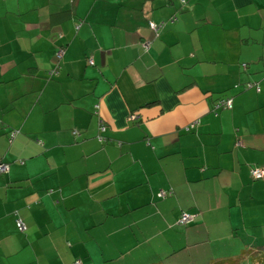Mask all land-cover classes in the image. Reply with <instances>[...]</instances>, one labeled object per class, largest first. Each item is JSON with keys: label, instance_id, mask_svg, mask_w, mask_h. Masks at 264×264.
<instances>
[{"label": "crops", "instance_id": "obj_1", "mask_svg": "<svg viewBox=\"0 0 264 264\" xmlns=\"http://www.w3.org/2000/svg\"><path fill=\"white\" fill-rule=\"evenodd\" d=\"M0 160V264H203L256 238L264 0H0Z\"/></svg>", "mask_w": 264, "mask_h": 264}, {"label": "trees", "instance_id": "obj_2", "mask_svg": "<svg viewBox=\"0 0 264 264\" xmlns=\"http://www.w3.org/2000/svg\"><path fill=\"white\" fill-rule=\"evenodd\" d=\"M179 2L183 5V6H188V0H179ZM175 19V17H171V21H173ZM150 23V26H151V23L152 22H149ZM163 25V22H161L160 24H156L155 23V28H152L156 30V33L158 32L159 28ZM147 44V45H145ZM149 45V42L145 41L143 43V46L147 49ZM56 56L57 58L59 59L60 56L57 55L56 53ZM89 64H93V60H89L88 61ZM243 67L246 66V63H242L241 64ZM55 70H51L49 71V74L52 75L53 73H57V72H54ZM247 86L248 87H252L253 86V83H247ZM259 89V87H258ZM227 100H230L232 101L231 98H226V97H219L217 98L215 104H214V109L213 111H216L217 109L219 108H231V107H227L226 105H224L223 103H225ZM232 103V102H231ZM129 117L133 118V120H135L137 117H136V114L134 113H131L129 114ZM196 123V122H195ZM193 123L191 125H189L186 130H189L191 127L195 126L196 124ZM103 128V129H102ZM107 126L105 125V123L103 122V120H99V135H98V139L103 141L105 138L104 136L102 135L103 132L106 130ZM16 133V130H10V133H9V137L12 138L14 136V134ZM240 142H236V144H239ZM3 164H6L8 166V164L5 162V161H2L0 160V165H3ZM254 168H260L262 171H263V175L262 177L260 178H254L253 175L251 174V169H254ZM8 170V169H7ZM6 170V171H7ZM5 171V172H6ZM250 175L254 178V179H261L264 177V169L261 167V166H256L253 165L250 167ZM1 174V172H0ZM164 195H160V197H162ZM190 213V212H188ZM182 214V213H181ZM181 216V215H180ZM179 221V219H178ZM181 224V223H179ZM260 227V226H259ZM257 231L259 232L258 235H255L256 238H249L248 240L246 239H242V241L246 244H240L241 246H239L237 249L235 248L234 250H232L231 252H238L237 254L235 253H230V252H223L222 253H219L220 255L218 256H212L210 257L206 262H204L203 264H245L246 261L248 260L249 261V264H262L263 261H264V233L261 232V230L259 228H257ZM261 241L263 243H261ZM243 242H239V243H243ZM217 253V252H216ZM79 260V259H76L73 261L72 264H75V262ZM80 261V260H79ZM164 261V258H161L160 261H157V262H153L151 264H163Z\"/></svg>", "mask_w": 264, "mask_h": 264}, {"label": "built area", "instance_id": "obj_3", "mask_svg": "<svg viewBox=\"0 0 264 264\" xmlns=\"http://www.w3.org/2000/svg\"><path fill=\"white\" fill-rule=\"evenodd\" d=\"M151 26L153 28H155V24L151 23ZM145 45H147V44H145ZM60 54H61V51H59L57 55L60 56ZM223 104L226 105L227 107H231L232 106V103H231L230 100H227ZM7 169H8V166L6 164L0 165V172L1 171H6ZM251 174L253 175L254 178H260L263 175V171L260 168H254V169H251ZM193 220H194V214L188 213V212H183L181 214L180 218H179L178 223L186 224V223H189V222H191ZM19 225L21 226V228L24 227L21 221H19ZM79 263H80L79 260H77L75 262V264H79Z\"/></svg>", "mask_w": 264, "mask_h": 264}, {"label": "rangeland", "instance_id": "obj_4", "mask_svg": "<svg viewBox=\"0 0 264 264\" xmlns=\"http://www.w3.org/2000/svg\"><path fill=\"white\" fill-rule=\"evenodd\" d=\"M254 88H256V87H254ZM3 173H5V171H1V174H3ZM244 236H246V234H244ZM261 243H263V242L261 241ZM202 252H206V251H202ZM230 253H235V252H230ZM237 253H239V251L236 252L235 254H237ZM173 261H175V260H173ZM172 263H173V262H172ZM245 264H249V261L247 260ZM262 264H264V261H263Z\"/></svg>", "mask_w": 264, "mask_h": 264}]
</instances>
